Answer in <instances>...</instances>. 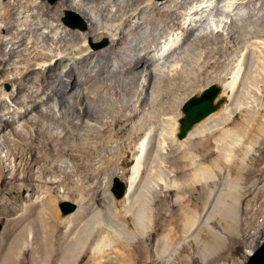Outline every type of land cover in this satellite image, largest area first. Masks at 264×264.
I'll use <instances>...</instances> for the list:
<instances>
[{"label": "bare ground", "instance_id": "bare-ground-1", "mask_svg": "<svg viewBox=\"0 0 264 264\" xmlns=\"http://www.w3.org/2000/svg\"><path fill=\"white\" fill-rule=\"evenodd\" d=\"M21 1L17 4L20 5ZM34 1L28 7L34 5L39 9V13L49 16L52 7L43 1ZM91 2L93 4H90ZM200 2L192 7L194 11H188V17L185 14H176L175 7L181 6L183 0H177L175 6L164 10L156 5L145 11L143 8H137L118 25L103 22V2L81 0L80 3L74 4L89 17L92 30L97 35L106 32L114 36L112 51L105 59L100 57L101 52L91 49L87 41L84 43V49L78 52L63 49H60L59 54L54 52L55 49H51L52 52H42L37 40L41 25L36 22L34 25L31 20L33 22L25 24V28H19V25H22L20 20L24 16H20L22 11L19 13L20 17L17 15L16 6L12 2L0 11V21L3 23L0 25V73L5 75L11 72V77L17 85L15 93L12 94V101L8 99L11 103L9 106L4 104L7 98L5 93L0 92V217L19 212L17 216L10 218L0 240V264H73V259L82 252L84 235H71L70 228L63 235H59V230L53 229V224H64L57 220L56 201L66 197V190H60L65 194L58 193L56 183L60 185L75 176L72 170H69V161L73 162L77 171L84 170V167L102 170L106 164L104 159L96 164L92 158L102 157V154L104 158L114 149L120 153L136 150L132 176L124 196L126 204H131L130 216L127 218L128 222L126 221L128 231L119 233L110 227V232H107L109 234H102L100 230L88 233L84 246L97 242V247H93L94 251L89 256L88 264L153 263L152 254L146 251L144 245L152 225L151 211L148 204L146 207L145 204L142 205L145 208L141 206L140 209H133V192L150 151L156 149L158 154L166 153L169 151L167 140H177L176 119L182 100L178 92L188 83L198 82L199 76L208 70L226 65L216 79L223 82L222 95L224 91V94L228 92L230 99L234 98L243 65L248 66L251 63L256 68L258 66V61L247 52L244 60L240 59L231 70L230 63L234 51H243L251 37L262 39L261 45H264V23H260L258 29L250 30L247 22H239L234 18L229 40L219 38L222 24L225 23V28L229 21L226 20L228 16L226 19L220 17L216 21L212 18L214 11L232 15L240 2L245 3V0ZM220 2L224 3L222 7ZM122 8H127V4ZM138 9L140 11L137 13ZM42 23L43 21L40 24ZM170 23L181 28L186 35L181 37L177 29L172 31ZM146 28L147 32H143ZM4 30L7 35L2 34ZM216 30V38L211 39ZM211 33L213 35H210ZM29 34L32 35L30 38ZM49 34L50 32H47L42 35L46 41L50 38ZM191 36L193 38H190ZM95 57L98 64L92 66V59ZM73 59V64H65L66 60ZM224 63L226 64L223 66ZM260 66L261 74H264V60ZM261 82L263 84L261 88H256L257 91L264 89V78ZM139 88L141 90L138 91ZM42 95L46 96L40 99ZM53 100H56L61 108L59 116L54 112ZM15 105H23L24 109ZM245 105L250 107V101ZM12 106L15 109H12ZM222 107L220 112L209 117L208 121L192 128L187 137L179 141L177 148L186 153L192 151L195 138L212 133L233 120L235 112L244 107V103ZM163 115L170 117L163 118ZM86 118L101 122V127L89 124L82 127L79 121L84 122ZM255 119L254 112L250 111L243 122ZM158 122L162 125L167 122L164 131L159 135L164 142L153 147L149 140L157 137L156 126L152 128V136L148 130ZM236 128L240 132L245 129L243 125H236ZM236 128L226 129L225 137L235 134ZM105 129H109L110 134L102 137L101 132ZM221 140L218 139L217 142L220 144ZM116 141L122 142L119 147L113 146ZM219 149L224 154L222 147ZM197 169L202 177L199 181H202V174H208V168L199 166ZM232 169L236 171L237 184H234L222 199L224 202L221 204V213L215 214L218 216L216 219L214 213L210 214L206 219L205 228L195 236L197 241L200 236L205 238L202 244L205 255L210 260L222 258L228 248L229 239L236 240L244 231L251 230L256 222V215L264 211V189L258 186L264 178V168H261L258 161L251 165L241 161L234 163ZM186 178H190L189 175H186ZM187 183L183 182L181 192L192 191ZM24 189L29 191L26 196L21 193ZM40 191H43L45 196L41 198L38 195L41 199L32 201L30 205L22 204ZM246 197L250 199L247 205L242 207L241 202ZM185 199L186 196L182 201ZM183 208L187 212L183 228L192 232L196 222L200 221L201 213L199 209L194 210L190 204H184ZM72 216L74 219L71 223L82 218L78 209ZM213 220L221 224L219 229H216L215 225L212 226ZM111 233L117 237L116 240ZM168 236L162 241L159 240L157 253L160 255L166 254L174 246L173 237ZM112 241L117 242L115 244L120 246L121 252H118L117 256L107 258L106 249L115 251ZM27 245H32L31 261L22 258ZM252 252L253 250L248 251V254L251 255ZM157 264L164 262L162 260Z\"/></svg>", "mask_w": 264, "mask_h": 264}, {"label": "rangeland", "instance_id": "rangeland-1", "mask_svg": "<svg viewBox=\"0 0 264 264\" xmlns=\"http://www.w3.org/2000/svg\"><path fill=\"white\" fill-rule=\"evenodd\" d=\"M19 1L20 0H0V11L8 7L12 2V4L14 3V6H16L15 9L18 13L17 15L19 16V13L22 11L20 16H24L20 20V24L24 26L19 25V28L23 29L25 28V24L33 21L34 25H36L35 22L37 23V25H41L40 27L42 28L38 31L39 34L37 35V40L39 44L38 46L40 50H42V52H52L51 49H55L54 52H57L58 54L60 52V49H63V51L68 50L78 52L79 50L84 49V43L85 41H87L91 49L101 52V58L105 59L111 53L114 44V36L106 32H102L101 34L97 35L96 32L92 30V22L89 17L84 14L83 10L74 6V4L80 3L81 0H70V3L64 0H38L43 1V3L52 7V11L50 12L49 16H45L43 13H39V9L34 5H32L31 8L28 7L30 3L32 4L35 2L34 0H22L20 5H18L17 3ZM98 1L103 2V8L101 11L103 22L118 25L121 21L125 20L134 11H136L137 8H143V11H145L147 9H152V6L156 5L164 10L171 6H175V2L177 0ZM200 1L201 0H183V4L181 6H177L178 8L175 7L176 14H185V16L188 17V15H186L188 11H194L192 7L195 5H199L201 3ZM245 1V3L240 2V5H238V9L234 11L232 15H228V12H224L223 14L219 11H214L213 16L211 15L212 18L214 17L216 21L219 20L220 17L225 18L228 16V19L225 18L229 21L228 24L224 28L223 26L225 25V23H223L222 27L220 28V40H229L230 30L232 29L231 22L233 18L237 19L239 22H247L249 24L250 30L258 29L257 27H260L259 24L264 23V0ZM90 4L93 3L91 2ZM124 4H127V8H122ZM223 4V2H220L219 5L222 7ZM139 11L140 9H138L137 13ZM237 12L239 13L235 14ZM233 14L235 15L233 16ZM67 16H69L70 21L75 25L84 22L86 24V28H73L72 26L66 24L64 19ZM190 17L191 16H189V18ZM45 19L47 22L45 21ZM188 20L186 25L189 24ZM39 21L40 23L41 21H43V23L40 24ZM185 21L186 18L184 19V23ZM2 24L3 23L0 21V25ZM199 24L200 22L198 23V25ZM255 24L258 26H256ZM170 26L172 31H175V29H177L181 37H184L186 35V33L181 28H178V26H175L172 23H170ZM41 31H44V33L50 32V38H48L47 41L42 36L44 33H41ZM209 31L211 30L209 29ZM143 32H147V28ZM196 33H199V31H196ZM2 34L7 35L5 30L2 31ZM216 34L217 30L214 35L213 33H211L210 35H213V38L211 39L216 38ZM28 36L30 38L32 35L30 36L29 34ZM60 36H62L61 39L59 38ZM190 38H193V36H191ZM261 41L262 39L251 37L247 42V47L243 51L238 49L234 51L232 55L230 69L231 67L232 69H234L240 59L243 61V57H245L247 52H250V54L256 59V61H258L259 66H257L256 68V66H252L251 63H249L248 66H245V64L243 65V70L235 88L234 98L230 99L228 92L224 94L223 91V97H226L225 105L229 104L230 106H233L238 103H244V107L235 112L234 119L226 123L222 127L217 128L212 133L195 138L192 151L189 150L186 153L177 148L180 144L179 141L183 140H180L177 137V133L179 132V119L184 116V113L182 111L183 104L187 99H189L190 96L201 94L204 88L212 83L219 84L223 87V82L217 80L216 78L221 75L222 70L226 66V63H224V67L208 70L207 72L199 76L198 82L193 84L188 83L186 86L180 89L178 94L180 95L179 97L182 100L180 101V106L177 112L178 115L176 114L177 140L170 138L167 140L169 145L168 152H161L158 154L156 149H152L147 155L145 167L141 171V174L138 178L139 181H137L135 191L133 192L135 193V195L133 194L135 201L133 200L134 202L132 204H134L133 209L135 210L136 208L140 209V207L144 204L145 207L147 204L149 205V210L151 211L150 214L152 216V225L150 226L149 231L146 235L144 245L146 251L151 252L152 254V264H157L162 260L164 264L172 262L174 264H246L249 261L251 255L264 242V211L262 213H259L260 215H256V222L251 230L244 231L240 236L236 238V240L229 239L228 248L226 249V252L222 258H219L217 260H210L208 257H206L205 250L202 244L205 238H203V236H200L198 241H200L201 244L195 239L196 234L200 233V230L205 228L204 226L206 219L210 214L214 213L213 215L215 219L218 217L217 215H219V213H221L222 211V205L224 202V200L222 201V199L225 198L228 190L233 187L234 184H237V180L235 177L236 171L232 169L234 163L238 164L242 161L246 165H251L252 163L258 161V164H260L261 168H264V89L258 91L256 90L258 86L261 88V85L263 84L261 82V79L264 78V74H261L260 71V65L264 60L262 58L264 57V45H261ZM32 50H34V48H32ZM4 56L5 55H1V57ZM57 57H55L54 60H56ZM4 58H6V56ZM96 61V57L92 59V66L94 64H98ZM74 62L75 59H73L72 61L66 60L65 64H73ZM260 62L261 64H259ZM6 75H8V77ZM11 75V72H8L5 75H1L0 73V92L5 93V97H7V100L5 99L6 102L4 101L5 106H9V104H11L10 102L12 101V94H14L17 89V85L12 79ZM78 81L79 78L77 77L76 82ZM139 90H141V88H139L138 91ZM45 96L42 95L40 99H43ZM8 99L10 102L8 101ZM249 101L251 105L250 107H246L245 104H247ZM16 106L19 107V109H24L23 105H15V107ZM15 107L12 109H15ZM53 107L54 112L56 111L55 114L57 116L61 115V108L56 100H53ZM220 110L221 109L214 112L213 114L196 124L193 128L202 125L209 120V117L211 118L213 115H216L218 112H220ZM250 111L254 112L256 119L253 121L250 120L251 122H243V120L246 119V116L249 115ZM169 117L170 115H163V118ZM108 120L110 121L111 119L109 118ZM79 123L82 124V127H86V125L88 124L90 126L101 127V122L95 121V119L86 118L84 122L79 121ZM165 124H167V122H164V125ZM164 125H162L161 122H158L157 124H153L149 128V134L150 136H152L151 133L154 132V129L152 128H155L156 126L155 132H157L158 139L156 137L149 140L151 141L153 147L154 145L158 146L159 143L164 142L162 138H159V135H161V133L164 131ZM236 125H243L245 129L240 132L236 128ZM231 128H236L237 132L233 135L231 134L230 136L225 137L224 131ZM85 131L86 129L84 130V132ZM109 134V129H105L101 132L102 137H107ZM218 139H222V142L220 144L217 142ZM121 143V141H116L113 143V146L119 147ZM126 144H128V142ZM219 147H222V150H224V154L221 153ZM116 150L117 149H114L112 153L104 156V158L103 154L102 157L95 156L92 158L94 159V161H96V164H98L97 161L104 159L103 161H105L106 164L105 167L102 168V170L84 167V170L79 169L77 171V169L73 167V162L69 161V164L71 165V169L69 168V170H72L71 172L75 176H72V178L68 179L66 182L60 185L56 183L57 191L60 195L65 194L61 192L63 191V189L66 190V197L62 199L59 198L56 201V210L58 216L57 220L60 222H64L62 226H59L60 224H53V229H58L59 235H63L64 233H66L67 229L70 228V232L72 233L71 235H84L85 245L86 236L88 235V233L93 231L97 232L100 230L102 231V234H109L107 232H110V227H112V229L116 230L119 233H125L126 231H128L127 218L130 216L131 204H126V201L124 199L125 197H123L122 199H116L111 189L115 176H120L126 181L127 185H129V180L132 176V164L136 157V150H127L121 153L116 152ZM218 158L220 161H218ZM225 163H227V165H225ZM97 166L98 165H96V167ZM199 166L208 168V174H202L204 176L202 181H199L202 178L199 174V169H197L199 168ZM186 175H189L190 178L187 179ZM184 177L189 181H187ZM185 181L188 182V187H190L192 191H188L185 193L181 192V188L184 185L183 182ZM258 186L260 189H264V178L259 182ZM42 192L43 191H40L38 194H34L30 198V200H25L22 204L25 206L26 204L30 205L32 201L41 199L43 196H45V194ZM21 193L22 195L26 196L29 194V191L27 189H24L21 191ZM38 195H40L41 198ZM185 196L186 199L183 202L182 198H184ZM147 199L149 201H147ZM249 199L250 197L244 198L243 202H241V206L245 207ZM64 200H70L78 204V211L80 212V215H82V218L80 220H74L71 223V220L74 219V217L72 216L73 213L71 215L63 217L59 207V203ZM184 204H190V206L194 210L199 209V212L201 213V217L199 216L200 221L196 222V226L193 230H191L192 232H190L189 229L186 230L185 228H183L184 218L187 213L183 208ZM255 208L257 209L256 206ZM18 214L19 212L15 214H8L4 218L0 217V225H2L0 240L3 236L4 231L6 230L10 218L17 216ZM214 225L216 229H219V227L221 226V224L216 221L212 223V226ZM129 230L131 229L129 228ZM167 235H169L168 237H173L172 239H174V246L170 250H168L166 254L160 255L157 253L160 244L159 240L162 241V239H166ZM198 235L199 234H197V236ZM111 236L114 240H116L117 237L114 235V233H111ZM115 243L117 242L112 241V245L114 246L115 251L106 249L105 254L108 255L107 258H111L115 255L117 256L118 252H121L119 251L120 246L116 245ZM84 245H82V252L77 254L73 259V264H88L89 256L92 255L94 248L97 247V242L93 243V245L91 246H88L87 244L86 246ZM24 249L25 254L24 252L22 253V258H25L27 261H31L33 251L32 245H27V247H25ZM251 250H253V252L250 255L248 254V251Z\"/></svg>", "mask_w": 264, "mask_h": 264}, {"label": "water", "instance_id": "water-1", "mask_svg": "<svg viewBox=\"0 0 264 264\" xmlns=\"http://www.w3.org/2000/svg\"><path fill=\"white\" fill-rule=\"evenodd\" d=\"M64 21L73 28H86L84 22L78 25L73 24L69 16L65 17ZM225 103L226 97L222 95V86L216 83L206 86L201 94L190 96L182 106L184 116L179 119V132L177 133V137L180 140L186 138L196 124L204 120L210 114L218 111ZM111 191L116 199H122L127 192L126 181L120 176H115ZM59 207L63 217H66L75 212L79 206L76 202L64 200L59 203ZM1 230L2 225H0V232ZM246 264H264V242L251 255Z\"/></svg>", "mask_w": 264, "mask_h": 264}]
</instances>
